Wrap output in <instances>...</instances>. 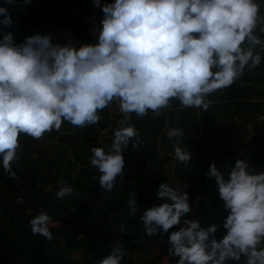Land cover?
Returning <instances> with one entry per match:
<instances>
[{
	"label": "clouds",
	"instance_id": "9594fccd",
	"mask_svg": "<svg viewBox=\"0 0 264 264\" xmlns=\"http://www.w3.org/2000/svg\"><path fill=\"white\" fill-rule=\"evenodd\" d=\"M11 2V0H8ZM28 2V0H25ZM264 0H112L101 4V25L92 29L95 43L79 46L56 43L50 34L36 33L16 43L12 32L0 38V165L15 176L22 135L39 139L60 130L63 122L78 127L101 120L100 112L114 101L123 119L114 130L110 147L93 146L90 165L99 172L107 192L125 164L123 151L140 143L132 114H159L173 99L184 107L209 108L207 97L231 86L264 59ZM0 24L10 26L11 14L0 6ZM175 157L190 162L191 153L180 145L183 129L171 127ZM135 138V139H133ZM207 173L215 177L224 207L229 210L217 241L218 225L202 226L199 219H184L169 234V254L176 264H264V172L256 173L238 158L228 178L215 163ZM74 189L61 182L58 197ZM157 196L166 200L143 210L140 219L147 235L168 232L191 211L189 194L163 182ZM23 202L22 197H18ZM170 201V202H169ZM129 211L138 210L135 195ZM51 217L45 212L30 221L33 234L52 239ZM125 251L114 245L97 264H121Z\"/></svg>",
	"mask_w": 264,
	"mask_h": 264
},
{
	"label": "crops",
	"instance_id": "0c3cea01",
	"mask_svg": "<svg viewBox=\"0 0 264 264\" xmlns=\"http://www.w3.org/2000/svg\"><path fill=\"white\" fill-rule=\"evenodd\" d=\"M17 2L23 11L12 0H0V6H5L12 17L10 26L0 24V38L4 33L12 32L14 41L20 43L29 35L47 33L54 42L60 44L71 41L79 46L96 42V34L92 29L102 25L100 22L91 21L88 11L102 8L95 6L93 0H84L80 10L68 0ZM105 2L110 3L112 0H101V4ZM0 19H3L2 14ZM261 66L260 64L253 70L246 68L244 74L235 81L236 84L234 82L227 88L211 93L207 97L211 100L207 111L184 107L178 100L173 99L159 114H132L129 123L138 130L140 143L133 148L130 141L129 147L123 151L125 164L114 185L123 188L127 176L134 173L139 176L149 175L154 180L144 181L142 184L149 187L144 204L151 202L159 205L166 200L157 196L158 187L163 182L186 191L189 194L191 211L181 217L180 224L174 225L177 228L183 226L184 219L195 213L201 197L200 193L191 199L189 189L201 185V177L205 171L210 170V164L215 163L220 171L231 163L234 156L242 153L244 145L254 136H264V96L244 87L246 84L264 86V79L257 77V73L263 69ZM111 105L112 103L101 110V120L96 124L81 128L65 121L60 130H52L55 135L50 139L49 147L28 155L33 159L36 169L52 171L57 163H61L63 169L76 167V174L92 170L100 174L90 165V149L98 146L107 150L114 138V130L123 119L122 113L113 114ZM174 126L183 129L180 145L191 153L190 162H180L175 157L172 140L166 135L167 130ZM65 135H68L66 141L62 140ZM207 181L208 179H204L203 185ZM113 195L119 196L118 190ZM170 233L161 231L158 245L154 242L145 246L143 239L133 251L122 247L125 251L124 258L134 264H172L169 255L161 251L162 246L168 242ZM149 240L154 241L153 236ZM244 260L242 255L240 261L228 259L226 264H243Z\"/></svg>",
	"mask_w": 264,
	"mask_h": 264
},
{
	"label": "trees",
	"instance_id": "16d2710c",
	"mask_svg": "<svg viewBox=\"0 0 264 264\" xmlns=\"http://www.w3.org/2000/svg\"><path fill=\"white\" fill-rule=\"evenodd\" d=\"M260 9L264 13L262 2ZM257 33L264 37V33H260L259 28H257ZM261 65L263 69L257 73V77L264 79V59ZM244 87L247 90L253 89L264 96V86L257 85L256 87V85L246 84ZM54 135L55 132L51 131L45 132L39 139L27 135L20 136L18 158L14 161L12 169L15 176H11L0 165V264H62L58 262L52 249V244L59 231L66 237V244L72 247L70 250L79 247L100 248L107 253L110 247L111 251L112 246L118 244L126 245L130 251H133L147 236L150 238L153 236L154 239V241L149 240L148 244L155 242L158 245L161 231H158L156 235H147L143 221L140 219L144 209L157 205L143 202L149 192V187L142 184L144 181L154 180L147 174L128 175L127 180L125 177L126 183L123 184V188L114 185L113 190L109 191L112 195L118 190L119 196H115V200L112 196L111 200H107L108 195L99 184L100 174L97 171L77 173L71 179L76 198L73 200L75 208L71 210L70 218H63L61 217L63 215L53 213L56 201L49 190L45 193L39 192V184L44 181V178L40 177L33 159L28 155L46 150ZM67 137L68 135H65L62 140H68ZM238 158L246 159L250 168L256 173L264 172V136H254L249 143L244 145L242 153L234 156L231 163L220 170L225 179L228 178ZM208 172H204L198 188L189 189L191 199L200 193L201 197L195 213L189 215L187 219H199L204 227L211 224L218 225L216 232L210 234L209 239L214 236L219 241L226 232L223 219L227 216L228 210L224 207V201L220 197L215 177L208 176ZM204 179L208 181L203 185ZM134 195L138 210L132 214L129 211L128 200ZM18 197L23 198L22 203L18 201ZM106 201L110 204L108 208L103 206V203H107ZM61 207L62 214H69V205H61ZM41 212L50 215V222L64 221V225L68 223L71 226L63 228L49 224V230L52 233L51 240L43 235L33 234L29 221ZM175 230L179 228L172 226L168 231ZM124 232L130 234V239L124 237ZM170 247L171 245L167 242L162 246L161 251L169 255L172 264H176L179 258L169 254ZM121 261H123L122 264H134L133 261L128 262L124 257ZM78 263L85 264V260Z\"/></svg>",
	"mask_w": 264,
	"mask_h": 264
},
{
	"label": "rangeland",
	"instance_id": "374dc122",
	"mask_svg": "<svg viewBox=\"0 0 264 264\" xmlns=\"http://www.w3.org/2000/svg\"><path fill=\"white\" fill-rule=\"evenodd\" d=\"M263 4L264 2H262V5ZM74 159L75 157L73 156L72 160ZM61 165H62L61 163H57L55 167H53L52 165L53 167L52 171L50 170L49 171H44V170L39 171L40 177L44 178V181H42L41 184H39V187H40L39 192L45 193V191L49 190V193L56 201V204L53 208V213L58 214L59 216L63 215L61 217L69 219L71 210H74L75 208L73 200L76 198V195L73 192L72 194L65 195L64 197L61 198V197H58L56 193L58 189L61 187V182H66L75 191V188L72 185L71 179L72 177L76 176V167L73 169L72 167H68V169H63ZM54 178H56V180H53ZM106 194L108 195L107 200H111L110 199L111 196L114 197L112 199H115V195L113 194L111 195L109 191H107ZM106 202H107L106 204L103 203L104 204L103 206L108 208L109 207L108 205L110 204L108 203V201ZM61 205H69V214L61 213V211H63ZM49 224L55 225L56 227H63V228H65L66 226L67 227L71 226L68 223L64 225V221H51L49 222ZM65 239L66 237L64 236V234L61 231H59L58 234L56 235L54 243L52 244V249L58 258V262H61L62 264H79L78 262H80L81 260H85V264H97L99 260H101L103 257H105L106 255L110 253L111 247L108 249L107 253H105V251H103L100 248H97V249L88 248L87 249L84 247H79L74 250H70L72 247H69L66 244ZM144 239H145L144 245L147 246L146 244L148 243L150 238L147 236ZM121 247L125 249H129L126 245H122Z\"/></svg>",
	"mask_w": 264,
	"mask_h": 264
},
{
	"label": "built area",
	"instance_id": "2783aa9c",
	"mask_svg": "<svg viewBox=\"0 0 264 264\" xmlns=\"http://www.w3.org/2000/svg\"><path fill=\"white\" fill-rule=\"evenodd\" d=\"M88 16L91 21L94 22H101L103 17L102 9H91L88 11ZM111 109L114 115H120L121 112L119 111V103L118 101H114L111 105Z\"/></svg>",
	"mask_w": 264,
	"mask_h": 264
},
{
	"label": "water",
	"instance_id": "95a60500",
	"mask_svg": "<svg viewBox=\"0 0 264 264\" xmlns=\"http://www.w3.org/2000/svg\"><path fill=\"white\" fill-rule=\"evenodd\" d=\"M16 5H17V7L21 10V11H23L21 8H20V6H19V4H18V2H17V0H12ZM68 1H70L73 5H74V7L77 9V10H80L81 8H82V5H83V1L84 0H68ZM42 19V18H41ZM43 20H45V19H43ZM45 21H47V20H45ZM49 23V22H48ZM50 24V23H49ZM51 25V24H50ZM51 27H52V25H51ZM124 237L126 238V239H130V234H128L127 232H124Z\"/></svg>",
	"mask_w": 264,
	"mask_h": 264
}]
</instances>
